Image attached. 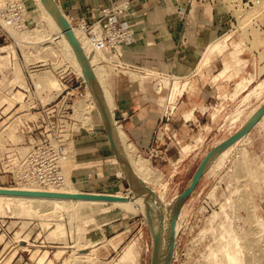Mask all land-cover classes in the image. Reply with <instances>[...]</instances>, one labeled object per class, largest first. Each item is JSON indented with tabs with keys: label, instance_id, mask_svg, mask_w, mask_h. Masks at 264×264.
<instances>
[{
	"label": "rangeland",
	"instance_id": "374dc122",
	"mask_svg": "<svg viewBox=\"0 0 264 264\" xmlns=\"http://www.w3.org/2000/svg\"><path fill=\"white\" fill-rule=\"evenodd\" d=\"M55 1L67 25L79 28L78 22L71 20L59 1ZM214 1L228 10L232 18L228 29L215 38L227 31L230 37L221 39L225 44L222 54L212 56L210 65L202 70L204 75L196 68V72L181 78L190 82H181L173 101L167 97L171 77L179 75L167 69L161 73L150 69L139 71L113 50H104L108 59L102 55L94 57L93 47L89 52L83 51L92 74L99 75L95 90H91L84 77V65L72 46L57 42L63 54L55 60L40 59L31 48L32 60L27 61L22 50V43L27 40L21 41L22 38L12 34L7 37L10 44L18 42L16 71L14 68L8 80L16 72L22 83L29 84L32 69V72L48 70L58 80L61 70L68 73L69 90L74 93L71 97L74 116L78 119L74 125L77 141L74 137L69 153L75 156L71 157L74 161L69 173L72 174L68 173L75 186L73 192L117 197L109 196L111 200L100 203H83L74 212L57 209L58 215L45 219L49 225L39 216L0 212V264H65L67 258L72 259L69 264H76L75 260L81 264H124L119 262V257L124 247L135 241L136 254L132 255L131 262L153 264L157 207L166 216L162 231L171 235L170 243H173L171 264H264V236L260 235L264 231V0ZM45 11L37 0H28L24 16L27 28H34L42 21L48 35L56 36L59 28ZM78 42L82 44L79 39ZM118 47L123 53V45ZM228 52L233 57L239 54L240 59L235 61L239 75L222 81L223 88L219 89L212 76L223 66V59L230 58ZM41 63L47 65L39 66ZM2 66L6 68L7 63ZM242 76L248 77L239 88L235 82ZM121 81L140 82L144 89L150 87L156 91L157 88L161 92L156 97L167 107L177 102L183 105L163 125V134L170 139L168 156L145 154L128 136L123 137L124 147L112 141L98 101L102 97L106 103L107 93L115 98ZM7 83L0 84V92L10 101L4 92ZM80 100L89 106L84 108ZM199 104L198 114L195 107ZM5 107H0V139L10 138L14 147L25 149L27 145L18 131L20 127L14 128L15 136L3 129L27 111L18 106L20 109L14 108L10 114H16L9 119L10 114L3 111ZM191 109L193 114L187 118ZM111 110L112 107L110 113ZM112 118L118 125L115 109ZM0 146V190L20 188L15 175L3 170L9 146L3 142ZM83 150L87 154L81 156ZM141 160L147 163L144 170L139 168ZM193 179L196 183L190 187ZM118 197L129 199V203H117L121 201ZM149 200L157 207H151L154 205L150 206ZM257 220H263L261 227ZM58 222L64 224L65 233L56 230ZM234 236L238 238L245 262L237 260L241 261L238 263L226 255ZM45 252L46 257L40 261Z\"/></svg>",
	"mask_w": 264,
	"mask_h": 264
},
{
	"label": "crops",
	"instance_id": "0c3cea01",
	"mask_svg": "<svg viewBox=\"0 0 264 264\" xmlns=\"http://www.w3.org/2000/svg\"><path fill=\"white\" fill-rule=\"evenodd\" d=\"M58 1L74 22L101 17L103 5L114 7L115 13L129 27L132 35L131 40L123 45L121 59L139 71L150 69L162 72L167 69L169 73L179 75L180 78L202 71L210 65L209 63L202 70L196 69L206 46L215 40L219 33L228 29L232 21L228 10L214 0ZM219 53L222 54L213 52L211 58ZM228 54L230 58L223 59V66L212 76L218 82L219 89L223 88L222 81L239 75L235 63L240 59L239 54L236 57L230 52ZM219 76L221 78L217 79ZM247 77H240L235 84ZM180 81L184 83L189 80ZM118 85L115 98L111 95V111L114 117L115 109V122H118L116 123L122 128L125 136H128L129 141L145 154L157 157L165 153L163 156H168L170 139L166 133L163 134V125L168 124L172 112L181 110L183 105L177 102V105L167 107L156 97L157 92L161 91L150 87L144 89L140 82L121 81ZM200 110L199 104V107H195V113L199 114ZM192 114L193 109L188 111L187 118ZM83 154L86 155L87 152L83 150L81 156Z\"/></svg>",
	"mask_w": 264,
	"mask_h": 264
},
{
	"label": "bare ground",
	"instance_id": "6f19581e",
	"mask_svg": "<svg viewBox=\"0 0 264 264\" xmlns=\"http://www.w3.org/2000/svg\"><path fill=\"white\" fill-rule=\"evenodd\" d=\"M5 1L6 0H0V5L3 4ZM37 1L39 2V4L44 9L47 10V12L49 14H47V12L45 11L46 14L53 21V23H55L57 25V27L59 28L58 29L59 31H57L56 36L48 35L47 30H46V26L44 23H42V21H38V25L34 28H31V29L27 28V25L25 22L26 18H24L22 20L21 24H19L17 26L8 27V30L10 31V33L12 35L17 36L18 38H22L21 41L27 40L25 42L34 43V44H30V45L26 44L25 42L22 43V47H23L22 50L24 51V55H25L27 61L32 60L33 54H32L31 48H33L36 51L35 53H37L39 58L41 57L40 59H42V57H43V59L45 57L46 58L50 57L51 59L55 60L56 57L58 59V57L60 56V53L63 54L61 49L58 47L57 42H59V41L62 42V44L66 47L72 46L76 50L75 52L78 54L79 59L81 60L82 64L84 65V72H85L84 77H86V79L88 80L90 89L95 90V85H96L95 82H97V81H95V79L97 80L96 76L98 75L97 74L98 72L96 74L95 73L92 74L93 71L89 66L88 60L86 58H84L83 51L86 50L89 52V50H91L93 48V46H91V42H90L89 38L86 36L85 31L83 29H81L80 27L74 28V27L67 25V22L62 18L63 16H62V14L58 8V4L55 0H37ZM257 1H259V0H257ZM246 3L248 4L249 1H247ZM41 20H42V18H41ZM229 34H230V32L227 31V34L225 33V34L219 36L218 38L211 41L206 46L205 52L201 56L202 58L200 59L201 61L198 65V69L202 70L205 66H207L210 63L211 55L213 52H215L217 50L220 52L221 50H223V48L225 47V44L221 43L222 42L221 39H227ZM59 37H60V39H59ZM56 39H57V41H55ZM78 39H79V41L81 40L82 44H80L78 42ZM20 45H21V43H20ZM94 50H95L94 55H93L94 57L97 55H102L104 58L108 59V57L105 55V53L102 49L94 48ZM34 59H36V57ZM14 68H15L14 71H16V66ZM17 76H16V72H15V77L13 79V82L19 83L21 85H25V83H22L21 80L19 79V74H17ZM31 76H32L36 86L39 88V90L43 93H46V95L48 97L51 96V91L60 88L59 80L56 77H54L52 74H50L48 70H43V71H39V72H36V71L32 72V70H31ZM220 78H221V76L217 77V79H220ZM180 79H181L180 76H174L171 78L172 82L170 85V92H169V97H168L169 101H173L175 99L176 93L178 92V90L181 87ZM244 83H245V80L244 79L241 80L238 83V87L239 88L243 87ZM239 88H237V89H239ZM88 91H90V90H88ZM107 97H108V99H107L106 103H104L102 101V97L99 98L100 100L98 102H99L100 114L103 117V119L105 120L106 124L108 125L109 132L111 135V139L114 142V144L116 146L117 145H120V146L123 145V147H124V143H123V137L125 136L124 131L122 130V128L119 125H115L113 123V118L111 115L112 112L110 113V109L112 107L111 95L107 93ZM14 98H15V100H22L23 94L19 91V92H17V95L14 96ZM79 102L81 103L80 105L83 106L84 108L89 106L87 103H84L81 100ZM13 105H14V101H9V105L6 106L3 110L4 113H6V114L12 113ZM15 114H10L8 116V118L9 119L13 118L15 116ZM24 117L29 119V118H32L33 115L29 114L28 112L27 113L23 112L20 115H17L15 118H13V120L10 122V124H8L9 126L8 127L6 126L3 130L4 131L8 130L9 133L13 134L14 128L17 126L20 127L22 119ZM5 138L3 140L0 139V142L1 141L3 142L5 140ZM121 151H122V149H121ZM26 152H27V148L21 150L22 154H25ZM119 152H120V150H119ZM72 155H73V157H75L74 154H71V155L69 154L68 157L65 158L62 162L63 173L65 176V180H64V183L62 185L51 186L48 190V189H44L43 187L38 186L35 183L29 182V184L21 183L20 188H4V189L0 190V212H5V213L11 212V213H15V214H31L34 216H39L43 220L42 222H45L47 225H49L50 222H46L45 219L47 220V218L50 215H58L57 209L65 208V209H68V211L70 210V211L74 212V211H77L83 203H86V204L93 203L94 204V203H97V202L104 200V199L111 200L112 198L117 197V196L113 197L112 195L110 196V194H109V196L112 198H110L108 195L106 197L105 193H103V194H101V193L100 194L99 193H90V192L89 193H85V192L84 193H81V192L74 193L73 191L75 189V186L72 183V180L69 179V176H68V173L70 172V169H71L73 161H74L71 159ZM140 162L141 163L139 164V168L141 170H144L147 163L145 161H142V160ZM15 166H16V169H15L16 176H21L23 174L25 168H26V163L23 160L16 159ZM69 174H72V173H69ZM194 184H195V179H193L189 183V186L191 187ZM190 187H189V189H190ZM113 200L115 201L116 199H113ZM117 200H121V201L117 202L119 204L127 205L129 203L128 202L129 199L127 201L125 199V197H118ZM143 200H145V199H143ZM151 204L154 206H151ZM150 206L155 207V208L157 207V206H155V204L152 203V201H150ZM151 207L149 209H153V212H154V208H151ZM158 208L159 207H157V210L159 211L160 208L159 209ZM61 211H63V210H61ZM158 211H157V216L154 218V219H156L155 224H153L154 225L153 231H155V239L153 240L154 241V249H153L154 263L153 264H171L172 244L173 243H170L171 235L169 237L168 236L169 234L167 235L166 233H164V231L166 232V230L162 231V228H161L162 227L161 225H163V223H165L164 220L166 219L165 218L166 216H165V214H163L164 212L162 213L161 211H159V212ZM259 218H257V219H259ZM59 220L60 219H58V221ZM262 221H260V222L258 220L256 221L257 223L259 222L261 224L260 227L262 226V223H263ZM259 223L257 225H259ZM56 226H57L56 230H58L59 232L65 233L64 231L66 230V228H65L63 223L58 222ZM164 226H165V224H164ZM259 228H257V230H259ZM176 230H177V228H176ZM262 230H264V228H262ZM261 232L262 231L260 230V233ZM260 235L264 236V231ZM234 237H236V236H234ZM257 237H259V236H257ZM257 239H261V238H257ZM253 240H254V238H253ZM251 241H252V239H251ZM135 242L129 243L124 247V249H123V251L119 257V262L124 263V264H133V262H131V257H132V255L136 254L135 249H134L135 244H136ZM226 246H225V248H226ZM240 247L241 246H240V243L238 241V238L237 237L234 238L230 242L229 247L227 248L226 255L228 254L229 258L233 261L243 260L242 258H244V257H243V253H241ZM225 252H226V249H225ZM35 253H37V251ZM46 253L47 252H45V254H43L40 257V261L44 260V258L46 257ZM91 259L94 260L93 258H91ZM74 262H77L76 264H81L76 260ZM94 262H95V260H94ZM64 263L65 264L72 263V259L67 258ZM238 263H241V261Z\"/></svg>",
	"mask_w": 264,
	"mask_h": 264
},
{
	"label": "built area",
	"instance_id": "2783aa9c",
	"mask_svg": "<svg viewBox=\"0 0 264 264\" xmlns=\"http://www.w3.org/2000/svg\"><path fill=\"white\" fill-rule=\"evenodd\" d=\"M27 2L28 0H6L0 5V84L8 82L4 92L9 95L10 101H14L12 109L22 106L23 111L33 115L29 119L24 117L18 130L23 134L27 145L25 154L14 147L12 139L6 137L3 141L10 149L5 153L7 159L3 163V170L13 173L19 186L29 182L43 188L60 186L65 180L62 162L68 157L70 143L77 136L74 125L78 119L74 116L71 101L74 93L69 90L68 73L62 70L58 73L60 88L51 91L49 97L39 90L32 77L30 83L25 85L14 83V78L8 80L15 67L18 47V42L8 43L7 37H11L8 27L21 24L27 12ZM102 11L101 17L83 19L78 22V26L87 33L94 48L113 50L121 57L123 53L118 46L131 40V31L119 19L114 7L103 5ZM3 63H7L6 68L2 66ZM42 65L47 64L41 63L39 66ZM19 91L23 98L15 100L14 96ZM2 94L0 92V107H5L9 101ZM16 159L26 163L21 176H16L15 173Z\"/></svg>",
	"mask_w": 264,
	"mask_h": 264
},
{
	"label": "water",
	"instance_id": "95a60500",
	"mask_svg": "<svg viewBox=\"0 0 264 264\" xmlns=\"http://www.w3.org/2000/svg\"><path fill=\"white\" fill-rule=\"evenodd\" d=\"M196 183V182H195Z\"/></svg>",
	"mask_w": 264,
	"mask_h": 264
}]
</instances>
